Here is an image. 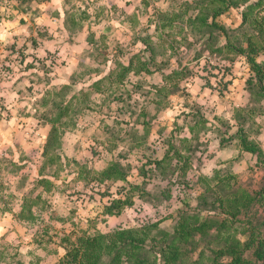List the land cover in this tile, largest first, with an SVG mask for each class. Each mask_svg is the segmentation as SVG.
Here are the masks:
<instances>
[{
  "label": "crops",
  "instance_id": "1",
  "mask_svg": "<svg viewBox=\"0 0 264 264\" xmlns=\"http://www.w3.org/2000/svg\"><path fill=\"white\" fill-rule=\"evenodd\" d=\"M218 7L213 0H39L23 10L18 0H0V251L9 254L14 244L30 257L26 263L21 254L23 264H58L67 249L55 233L74 239L113 229L123 215L104 219L110 197L99 182L91 188L88 174L113 161L127 171L112 185L114 197H125L118 189L129 183L160 192L166 177L154 168L145 175L147 159L164 158L175 179L253 175L255 156L232 135L248 127L264 148V115L237 116L253 105L251 68L212 25L239 27L244 6L214 17ZM55 102L69 109L58 121L61 159L47 165ZM43 177L53 182L49 191L38 184ZM32 188L47 205H35L37 221L27 223L17 215ZM90 189L109 229L75 222ZM63 202L69 217L59 210ZM44 226L53 242H38Z\"/></svg>",
  "mask_w": 264,
  "mask_h": 264
},
{
  "label": "trees",
  "instance_id": "2",
  "mask_svg": "<svg viewBox=\"0 0 264 264\" xmlns=\"http://www.w3.org/2000/svg\"><path fill=\"white\" fill-rule=\"evenodd\" d=\"M18 1L21 8L26 10L39 0ZM213 1L220 3V7L213 11L214 17L231 6H244L243 23L239 27L226 28L217 22L212 25L226 35L228 51L234 56H245L250 65L247 88L253 105L237 114L250 121L255 115H264V0ZM64 95L63 92L60 96ZM55 106L57 117L54 118L44 149L47 165L61 159L57 150L61 132L58 121L69 109L61 106L60 102H55ZM251 134L252 129L241 127L232 135L237 137L242 149L255 156V163L250 167L254 169L253 175L248 174L247 177L226 170L220 174L216 172L212 178L175 179L173 167L171 164L164 165V158L147 159L142 167L145 175L154 168L159 171L158 174L166 177L160 192L148 190L147 182L143 186L129 183L118 189L125 197H114L110 189L117 179H126L125 167L113 161L99 173L88 170L93 178L91 188L99 186L98 192L110 197L104 204V219L111 215H123L128 208L144 207L145 203L137 202L138 199L150 204L154 213L138 222L122 218L107 232L93 230L74 239L61 234L60 242L65 244L67 251L60 263L264 264V148ZM258 167L263 171L260 177L255 176ZM96 182H99L97 186ZM38 184L49 191L53 182L43 177ZM132 190L144 198H133ZM34 191L35 188H32L26 194L17 215L18 219L27 223L37 221L35 205H47L42 194L33 198ZM166 221H170L168 226L162 224ZM45 228L39 229L41 238L37 240L40 243L45 240L43 235L49 236ZM45 241L53 242V235ZM11 258L0 251V261L3 263L14 264L13 261L7 262Z\"/></svg>",
  "mask_w": 264,
  "mask_h": 264
},
{
  "label": "rangeland",
  "instance_id": "3",
  "mask_svg": "<svg viewBox=\"0 0 264 264\" xmlns=\"http://www.w3.org/2000/svg\"><path fill=\"white\" fill-rule=\"evenodd\" d=\"M28 181H26V183H27ZM91 191H94V190H92V189H90V191H89V193H88V196H89V198H85L84 199V201H83V209H81L80 207H78V208H80V210H78V209H76L75 211H76V213L74 212V217L76 218V220H75V222L77 223V226H86V225H88V226H90V227H94V228H100V229H103V230H106V229H109L110 228V225H107V226H103V222H101V220H100V218H99V213H98V209L96 208L97 207V205L98 206H101V202L102 201H100V202H98V201H96L95 199H92V198H94V197H92V196H94V194L93 195H91L92 194V192ZM77 200H79V199H77ZM63 206H60L59 207V210L63 213V214H66V216H70V213H67V207L65 206L66 205V203L65 202H63ZM96 208V210H94ZM101 208V207H100ZM138 214H140L138 211H136V210H134L133 208H128L126 211H125V214H123V216H122V218H124V219H129V220H131L132 222H138L139 221V217H137V216H139ZM86 218H91V221L89 222V223H87L86 224V222H85V219ZM121 218V219H122ZM82 219V220H81ZM88 222V221H87ZM118 223V222H117ZM164 226H168L169 224H170V221H166V222H164V223H162ZM69 228V227H68ZM54 235H57V236H55V237H57L58 239L57 240H59L60 241V238H61V234H54ZM50 236V235H49ZM49 236L48 235H43V238L46 240V239H48L49 238ZM30 238H33L32 236L30 237ZM39 238H41V235H39ZM32 240H30L29 241V243L31 242ZM54 241V240H53ZM11 247H13V248H10L9 250H8V252H9V254H4V255H6V257H8V258H11L10 260H7V262H11V261H13L14 262V264H21V263H18V261L19 262H23L22 261V259L20 258V255L22 254L23 256H22V258L25 260V262L26 263H28L29 262V256L26 254L27 252H22L21 254L19 253V251H18V249H14V248H17V245H12ZM50 247L51 248H54L53 247V245H50ZM26 250H28L27 249V247H24ZM23 248V249H24ZM2 250V249H1ZM3 251V250H2ZM25 253V254H24ZM38 253H40V254H43V252H38ZM3 260V259H2ZM0 264H6V263H3L2 261H0ZM49 264V263H48ZM50 264H54V260L52 259L51 261H50ZM56 264V263H55ZM58 264H61V263H58Z\"/></svg>",
  "mask_w": 264,
  "mask_h": 264
},
{
  "label": "built area",
  "instance_id": "4",
  "mask_svg": "<svg viewBox=\"0 0 264 264\" xmlns=\"http://www.w3.org/2000/svg\"><path fill=\"white\" fill-rule=\"evenodd\" d=\"M134 210L138 211L140 214H138L139 219H144L147 215H150V212L147 210V207H141V208H133Z\"/></svg>",
  "mask_w": 264,
  "mask_h": 264
}]
</instances>
